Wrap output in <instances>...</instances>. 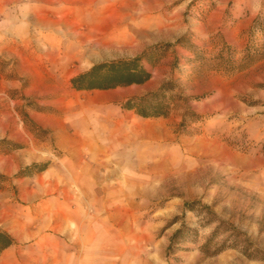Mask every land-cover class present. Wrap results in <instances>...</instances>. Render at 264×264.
Segmentation results:
<instances>
[{
  "label": "rangeland",
  "instance_id": "1",
  "mask_svg": "<svg viewBox=\"0 0 264 264\" xmlns=\"http://www.w3.org/2000/svg\"><path fill=\"white\" fill-rule=\"evenodd\" d=\"M0 6L24 52L37 54L71 93L64 121L74 137L69 150L55 144L62 126L42 127L25 111L46 106L21 97L16 107L49 152L0 173V229L16 227L28 257L48 264L58 236L57 242L67 239L59 250L77 251L81 264H264V0H0ZM78 33L115 46L82 56ZM136 55L151 72L142 86L70 84L96 62ZM160 87L168 115L140 118L124 106ZM98 91L124 98L92 102ZM24 146L0 139V153Z\"/></svg>",
  "mask_w": 264,
  "mask_h": 264
},
{
  "label": "crops",
  "instance_id": "2",
  "mask_svg": "<svg viewBox=\"0 0 264 264\" xmlns=\"http://www.w3.org/2000/svg\"><path fill=\"white\" fill-rule=\"evenodd\" d=\"M7 11L0 6V139H6L15 143L25 144L23 148L14 150L10 153H0V173L15 172L22 165L30 164L37 161L34 157L47 155L48 148L44 143H40L24 126V122L19 117V112L16 107L22 105L24 98H36L39 105L46 106L45 112L38 111L32 108H26L30 119L40 124L42 127H59L63 131V139L61 136L55 140L58 147L70 149L74 137L67 133L64 127V121L68 117L71 108L67 106L66 99L71 95L70 91L64 88L62 83H58L56 77L47 73L45 65L38 62V55L25 53L21 43L17 41L15 31L7 29ZM25 16V13H22ZM30 19H34L33 15H29ZM16 20L18 16L16 15ZM38 21H44L43 17H36ZM15 21V20H14ZM15 23V22H13ZM14 28V27H13ZM103 27H97L96 31H102ZM15 29V28H14ZM78 33L77 44L83 49L79 51L80 55L93 58L96 55H104L105 49L114 48V43L102 40L100 37L95 40L91 39L95 34ZM89 43L91 45H89ZM59 56V55H58ZM8 61L10 62L8 64ZM26 84H22L23 78ZM145 84V83H143ZM143 84H131L127 87H139ZM65 91L66 95L58 98H53L57 91ZM127 94V93H126ZM45 99H37L44 98ZM50 97V98H49ZM124 95L114 91H98L92 102L104 103L111 100L123 99ZM55 110L61 113L55 115ZM29 158V161H24L23 158ZM55 232L61 233L60 220L55 221ZM12 236L14 243L0 252V264H38L37 258L25 254L21 244L23 242L22 235L16 227L5 228ZM58 237V236H57ZM57 237L53 242L58 246L54 259L48 264H81L79 254L76 251L63 252L61 247L66 244L62 238L57 242ZM59 238V237H58ZM70 241V239H69ZM36 243V242H34ZM59 250V251H57ZM36 261V262H35Z\"/></svg>",
  "mask_w": 264,
  "mask_h": 264
},
{
  "label": "trees",
  "instance_id": "3",
  "mask_svg": "<svg viewBox=\"0 0 264 264\" xmlns=\"http://www.w3.org/2000/svg\"><path fill=\"white\" fill-rule=\"evenodd\" d=\"M151 78V72L142 63V56L136 55L130 58H119L103 60L92 64L87 70L80 72L70 78L71 86L76 90L109 89L131 84H143ZM160 87L154 92L134 96L127 99L124 106L134 110L140 118L166 116L170 105L165 100ZM32 164L30 167H35ZM45 164L39 168L44 169ZM186 206L188 203L185 204ZM180 231L177 229L170 238ZM14 243L12 236L0 229V252Z\"/></svg>",
  "mask_w": 264,
  "mask_h": 264
}]
</instances>
